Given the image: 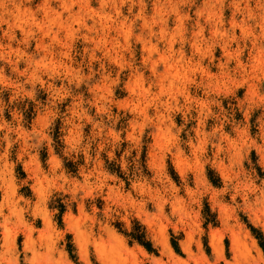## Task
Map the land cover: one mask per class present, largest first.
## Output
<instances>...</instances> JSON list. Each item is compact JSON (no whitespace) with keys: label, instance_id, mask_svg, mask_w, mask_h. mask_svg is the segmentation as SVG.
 Masks as SVG:
<instances>
[{"label":"rangeland","instance_id":"374dc122","mask_svg":"<svg viewBox=\"0 0 264 264\" xmlns=\"http://www.w3.org/2000/svg\"><path fill=\"white\" fill-rule=\"evenodd\" d=\"M0 264H264V0H0Z\"/></svg>","mask_w":264,"mask_h":264},{"label":"trees","instance_id":"16d2710c","mask_svg":"<svg viewBox=\"0 0 264 264\" xmlns=\"http://www.w3.org/2000/svg\"><path fill=\"white\" fill-rule=\"evenodd\" d=\"M131 238H133L134 240H136L140 245H143L148 251H149V247L148 244L143 243V241H141L142 236L140 235H136L134 233L129 235Z\"/></svg>","mask_w":264,"mask_h":264}]
</instances>
